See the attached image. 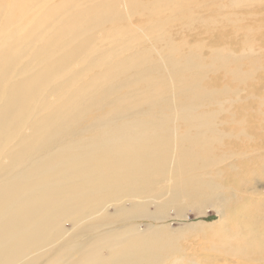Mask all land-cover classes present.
Instances as JSON below:
<instances>
[{
	"label": "bare ground",
	"instance_id": "obj_1",
	"mask_svg": "<svg viewBox=\"0 0 264 264\" xmlns=\"http://www.w3.org/2000/svg\"><path fill=\"white\" fill-rule=\"evenodd\" d=\"M39 1L0 0V264H164V252L176 249V239L165 238L155 228L144 234H125L138 228L127 226L134 219L154 217L147 209V200L157 196L153 186L170 175L183 182L189 171L200 170L201 161L210 155L217 139L216 129L212 137L205 126H195L196 132L190 133L168 124L172 105L176 102V107H184L189 100L206 97L218 103L219 95L182 83L184 77L171 95L157 86L158 69L151 68L131 81L147 87L143 107L141 97L128 105L123 97L125 104L120 110H108L107 97L93 82L24 128L32 111L51 102L54 93H44L49 80L56 72H64L65 63H72L71 54L66 52L69 40L77 41L79 35L102 22L116 28L121 19L120 0H101V4L89 7L70 1L67 8L75 14L58 32L42 37L48 44L40 52L42 70L11 85L6 82L9 72L50 19L49 11L35 24L31 21L40 12ZM125 1L129 9L136 7V0ZM152 1L151 15L156 16L172 13L192 0ZM57 33L60 36L55 45ZM164 36L167 40L166 33ZM59 52L62 55L55 60ZM181 61L167 62L172 80L181 78L185 71ZM113 86L111 90L118 85ZM95 112V119L82 123L85 115ZM198 181L184 180V184L189 189L200 186ZM214 202L219 204L220 200ZM110 207L115 208L114 213L109 212ZM68 223L71 230L65 228ZM222 226L211 237L215 251L227 246L229 231ZM103 229L110 232L86 240L88 234L97 235ZM259 246L241 244L231 250L244 255L251 249L259 259L264 254L262 244ZM104 250L108 255H103Z\"/></svg>",
	"mask_w": 264,
	"mask_h": 264
},
{
	"label": "rangeland",
	"instance_id": "obj_2",
	"mask_svg": "<svg viewBox=\"0 0 264 264\" xmlns=\"http://www.w3.org/2000/svg\"><path fill=\"white\" fill-rule=\"evenodd\" d=\"M70 1L82 7L102 3L40 0V12L31 21L35 24L49 11L50 19L11 69L6 82L17 85L41 69L44 58L40 52L45 51L44 45L48 47L42 37L58 32L75 14L67 8ZM136 1L134 9H129L125 0L119 1L121 19L116 28L102 22L79 35L77 41L69 40L66 52L71 54L72 63H61L64 72H56L44 90L54 93L51 102L32 111L24 128L45 118L66 97L93 82L107 97L108 110H120L125 104L123 97L127 105L141 97L143 107L147 87L131 81L151 68L158 69L157 86L171 95L183 77L184 84H196L206 93L216 91L218 103L211 97L189 100L184 107H176L175 102L167 122L190 133L196 132L195 126H205L212 137L216 129L217 139L210 155L201 161L202 168L189 171L184 179L199 180L200 186L188 189L184 180L166 177L153 186L155 199L147 200V209L154 217L134 219L127 227L138 228L125 234L139 235L155 228L165 238L176 239V249L164 252V264H264V259L260 260L264 254L255 259L251 249L243 253L246 256L237 254L240 250H231L241 244L249 248L262 244L264 253V0H192L172 13L156 16L151 15L155 6L152 0ZM120 30L124 34L118 33ZM65 35L70 38L68 32ZM59 36L57 33L53 38L55 45ZM61 55L59 52L55 60ZM218 56L223 59L221 63ZM170 59L182 60L186 66L178 80L170 77ZM113 84L118 85L115 90H111ZM112 105L117 107L112 109ZM96 117V112L85 115L82 123ZM217 198L219 204L214 202ZM218 208L223 209L222 215ZM109 212L114 213L115 208L110 207ZM221 226L229 231L227 246L215 251L211 237ZM65 228L71 230L72 226L68 223ZM109 232L103 229L97 235L88 234L86 240ZM102 253L108 255L107 250Z\"/></svg>",
	"mask_w": 264,
	"mask_h": 264
}]
</instances>
